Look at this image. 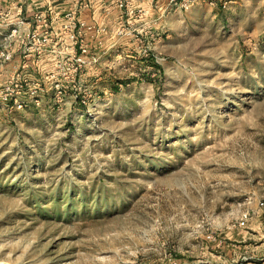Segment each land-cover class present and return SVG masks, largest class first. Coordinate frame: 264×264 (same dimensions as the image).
I'll use <instances>...</instances> for the list:
<instances>
[{"label": "rangeland", "instance_id": "374dc122", "mask_svg": "<svg viewBox=\"0 0 264 264\" xmlns=\"http://www.w3.org/2000/svg\"><path fill=\"white\" fill-rule=\"evenodd\" d=\"M176 6L75 81L66 53L61 93L0 99V264L253 260L216 242L264 216V0Z\"/></svg>", "mask_w": 264, "mask_h": 264}, {"label": "built area", "instance_id": "2783aa9c", "mask_svg": "<svg viewBox=\"0 0 264 264\" xmlns=\"http://www.w3.org/2000/svg\"><path fill=\"white\" fill-rule=\"evenodd\" d=\"M117 1L118 5L123 9L127 8L126 13H131L134 18H130L125 23L121 20V25L117 30L118 35L130 34L136 40L144 41L142 34H145L147 37L153 34L155 29L147 28V30H140L139 26L136 25V22H140L145 18L147 12L145 8L139 7L133 10L128 8V0ZM195 1L197 0H169V3L173 6L177 5L176 7L188 9ZM76 13L77 11L73 9L65 14L67 22L59 32L52 29L48 17L43 13H39L36 18L37 23L43 25V29L37 27L26 28L27 20L22 17L18 18L10 26L9 31L2 34L0 58L11 62L14 60L15 53L18 52L27 59L34 57L38 61L40 56L46 52L49 45L59 40L62 44H60V48L56 51L61 58L57 59L56 69L48 74V79L53 80L54 87H56L58 93H61L63 90L61 80L65 77V68H67L66 64L68 63L63 60L66 53L70 52L72 54L71 80L73 81L77 79V75H81L80 72L87 64H93L100 59V55L92 51L86 42V38L89 35L88 32L93 33L92 37L95 38L94 33L96 35L100 34L105 28L90 24L84 19H79ZM3 14V11L0 9V15ZM142 51L144 55H147L148 47L143 48ZM27 66L28 60L21 62V64H15L5 82L1 84L0 99L4 104H12L18 108L24 107L29 102L40 104L41 96L48 90L46 85L47 80H41L28 75L24 71ZM243 264H264V261L247 259L243 261Z\"/></svg>", "mask_w": 264, "mask_h": 264}, {"label": "crops", "instance_id": "0c3cea01", "mask_svg": "<svg viewBox=\"0 0 264 264\" xmlns=\"http://www.w3.org/2000/svg\"><path fill=\"white\" fill-rule=\"evenodd\" d=\"M128 4L129 9L134 10L142 7L147 11L145 18L140 22H136L140 30H147V28L157 29L158 25L162 24L163 16L174 14L172 12L174 6L169 3V0H128ZM0 9L4 13L0 15L1 41L3 39L2 34L9 31L10 26L20 17L27 20L26 28L37 27L43 29V25L41 23L38 24L36 21L39 13L45 14L48 17L52 29L59 32L67 22L65 14L69 10L75 9L79 19H84L90 24L105 28L100 34L96 35L94 33L95 38L92 37L93 33L88 32V36L93 39L90 38L91 40L88 44L94 45L96 49L97 47H107L113 40L125 36L117 34L121 20L125 23L130 18H133L131 13H126L127 8L123 9L118 5L117 0H0ZM60 44L62 43L59 40L50 44L38 61L34 57L27 59L17 52L15 53L14 60L10 62V65L13 69L15 64H21V62L28 60V66L24 69L28 75L34 78L42 77L44 74L48 75L50 67L54 65V62L57 61L59 56L56 50L60 48ZM251 225H248L247 228L249 229L238 233V237L235 233L232 234L234 235L232 238L234 242L230 243L232 245L226 244L227 240L224 241L223 239L216 242V245L222 250L225 248H229L228 250H234L236 247L237 249L244 248L243 251L253 254L251 255L253 260L257 261L261 259L264 261V232L262 231L264 230V216L261 214L255 220H251ZM256 226L257 230L255 228ZM238 264H243V262L239 261Z\"/></svg>", "mask_w": 264, "mask_h": 264}]
</instances>
